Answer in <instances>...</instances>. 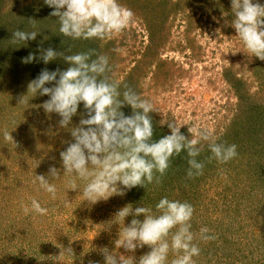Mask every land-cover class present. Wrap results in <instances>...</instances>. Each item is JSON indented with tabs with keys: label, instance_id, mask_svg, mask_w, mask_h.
I'll list each match as a JSON object with an SVG mask.
<instances>
[{
	"label": "rangeland",
	"instance_id": "1",
	"mask_svg": "<svg viewBox=\"0 0 264 264\" xmlns=\"http://www.w3.org/2000/svg\"><path fill=\"white\" fill-rule=\"evenodd\" d=\"M36 1L0 0V264H105L100 251L105 247L138 261L148 246L131 253L116 248L115 241L120 227L144 217L114 221L115 213L128 205L154 210L164 197L190 203L192 231L207 227L215 236L194 241L200 248L196 264H264V61L247 51L231 27V0H119L134 12V23L103 40L63 36L58 18L50 24V17L37 13ZM16 30L38 35L26 44L13 43ZM49 47L65 55L94 49L93 59L107 55V75L118 83L119 98L128 84L154 104L153 140L170 135L167 123L175 121L189 138L188 128L196 127L209 130L218 143L237 145L238 155L220 163L210 159L204 142L197 157L205 165L202 175L187 178L189 157L181 152L171 158L160 184L120 186L123 195L111 193L108 200L89 204L81 195L87 181L64 175L60 158L74 142L70 128L86 118L83 104L69 129L58 126L57 114L45 113L41 105L47 96L29 94L27 103L18 105L42 69L69 67L60 57L47 65L39 60V50ZM29 53L37 60L22 63ZM121 111L133 112L127 105ZM5 129L13 141H5ZM51 165L60 171V178L51 180L55 197L36 180L47 176ZM32 199L47 213L31 210ZM69 246L74 256L58 261ZM174 258L170 252L167 264Z\"/></svg>",
	"mask_w": 264,
	"mask_h": 264
},
{
	"label": "clouds",
	"instance_id": "2",
	"mask_svg": "<svg viewBox=\"0 0 264 264\" xmlns=\"http://www.w3.org/2000/svg\"><path fill=\"white\" fill-rule=\"evenodd\" d=\"M45 4L54 9L50 15L58 18L60 33L73 39L110 38L122 33L135 19L134 12L119 0H45ZM231 9V27L237 37L248 52L264 61V4L260 0H231ZM37 35L36 31L16 30L11 41L26 44L36 40ZM39 51V60L44 64L60 57L69 67L55 71L42 69L28 83L27 94L18 97V105L27 103L29 94L47 96L49 99L41 107L45 113L60 117V128L69 129L72 118L83 104L87 110L86 118L82 116L79 125L70 128L74 142L60 152V158L64 175L87 181L81 195L89 204L108 200L113 196L111 193L123 195L120 186L130 190L160 184L171 158L181 152H186L189 157L187 178L202 175L205 165L197 157L204 142L212 153L210 159L220 163H227L238 155L237 145L218 143L209 130L196 127L188 128L189 138L182 134L181 126L175 121L167 123L170 135L153 140L150 113L155 112L154 104L127 86L123 98H119L118 83L107 75L111 71L107 55L99 54L93 59L94 49L73 55H65L51 47ZM113 51L120 52L121 49ZM36 60L35 53H29L21 62L29 64ZM125 105L133 110L131 116H125L121 111ZM3 137L5 141H13L12 134L6 129ZM59 178L60 171L55 165L49 167L47 176L36 175L41 188L53 197L57 189L51 180ZM72 186L77 189L75 180ZM31 210L41 215L47 213L36 199L31 201ZM24 211L27 213L29 208L24 206ZM194 211L190 203L167 197L160 199L154 210L144 206L130 209V205L118 210L114 221L125 222L130 215L144 219L133 218L129 225L120 227L116 248L134 253L137 248L148 246L150 251L137 261L134 256L116 254L105 247L100 250L105 264H167L170 252L175 254L171 264H196L194 257L200 255V248L194 241L207 242L215 236L209 235L207 227L201 228L199 233L192 231ZM65 254L74 256L73 249L70 246L63 249L57 260Z\"/></svg>",
	"mask_w": 264,
	"mask_h": 264
},
{
	"label": "trees",
	"instance_id": "3",
	"mask_svg": "<svg viewBox=\"0 0 264 264\" xmlns=\"http://www.w3.org/2000/svg\"><path fill=\"white\" fill-rule=\"evenodd\" d=\"M41 8L43 9V10H41ZM35 9H36V11H37V13H39V12H43V14H45V15H47L48 17H50L51 18V23L50 24H57L56 23V18L55 17H53V16H51L50 15V13L52 12V11H54V9H52V8H50L49 6H47L46 4H45V0H37L36 1V5H35ZM6 45V47H7V43L5 44ZM11 45H13V49H16V46H18V44H11ZM2 46H0V48H1ZM134 76V75H133ZM135 79V77H132V81ZM136 80V79H135ZM127 81H129V79H127ZM130 82V81H129ZM132 84H134V82L132 83ZM126 86H128V84L126 85ZM124 89H126V87L124 88ZM133 89V88H132Z\"/></svg>",
	"mask_w": 264,
	"mask_h": 264
}]
</instances>
